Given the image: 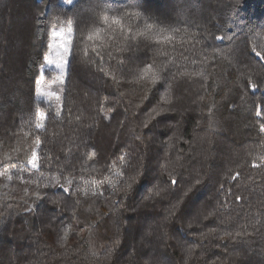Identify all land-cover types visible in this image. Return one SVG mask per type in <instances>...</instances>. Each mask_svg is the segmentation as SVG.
Instances as JSON below:
<instances>
[{"label":"trees","instance_id":"1","mask_svg":"<svg viewBox=\"0 0 264 264\" xmlns=\"http://www.w3.org/2000/svg\"><path fill=\"white\" fill-rule=\"evenodd\" d=\"M253 48L264 0H0V264H264Z\"/></svg>","mask_w":264,"mask_h":264},{"label":"rangeland","instance_id":"2","mask_svg":"<svg viewBox=\"0 0 264 264\" xmlns=\"http://www.w3.org/2000/svg\"><path fill=\"white\" fill-rule=\"evenodd\" d=\"M57 31L64 28H55ZM67 30V29H65ZM51 32V31H50ZM48 41V55L47 59L51 60L52 63L49 64L46 62L47 69L52 72V78L49 82H39V87L41 89V93H47L48 95L44 94H37L35 92V96L38 99H42L48 103H50L54 108L58 109L60 107V100L62 95V85L65 78L66 68L63 72L60 69L56 68V63L64 64L67 61L66 56L67 54L63 53V49L61 47L60 40H54L53 37L50 36ZM69 47V44H68ZM67 65V64H66ZM36 87V86H35ZM33 156L30 158L29 162L32 161ZM31 166L30 163H28ZM32 167V166H31Z\"/></svg>","mask_w":264,"mask_h":264},{"label":"snow or ice","instance_id":"3","mask_svg":"<svg viewBox=\"0 0 264 264\" xmlns=\"http://www.w3.org/2000/svg\"><path fill=\"white\" fill-rule=\"evenodd\" d=\"M103 20H104L105 23H108L109 21H111V23H112V24H115V25H119V24H121V20L118 19V18H116V17H111V18H110L109 16L104 15V16H103ZM152 27H153L152 25H147V28H148V29H151ZM71 32H72V27H71V25H69V27L67 28V30H65V29H60L59 31H57L56 29H52L51 32H50V36L53 37L54 40H56V39L60 40V42H61V47H62V49H63V53H64V54H68V53L70 52V49H69V47H68V44H69V39H70V34H71ZM90 38H91V37H90ZM164 39H171V37H164ZM252 51L255 53V55H256L258 58L264 60V50H262V51H256V49L253 48ZM45 59L47 60V62H48L49 64L52 63V61H51V60H48L47 57H46ZM66 64H67V61H65L64 64L56 63L55 66H56V68L60 69L61 72H63L64 69L66 68ZM149 67H150V66H149ZM41 71H42V69H41ZM156 79H158V76H155V75H154V76H153V82H154ZM249 87L252 88V89H256V88H257V85L254 84V83H250V84H249ZM35 92H36L38 95H39V94L48 95L47 93H41V89H40V87H39V81L36 82ZM262 110H264V108H262V107H258V108H257V111H256V116H257V117H260V116H261V114H262ZM36 115H37V117H38L39 120H43V119L45 118V113H43V112L37 111ZM57 115H59V112L57 113ZM36 127H37V129H39V128L42 127V125H41L40 123H37ZM259 127H260V131H261L262 133H264V123H261ZM36 144H37V147H39V145H40V140H39V138H37V140H36ZM32 155H33V159H32V161H30L29 163L31 164V166H32L33 168H36V167H37V164L35 163V161H36L37 153H36V152H33ZM254 166H255V165H254ZM68 183H71V181H69ZM172 183L175 184V181H172ZM57 185H59V181H55L54 184H53L52 186H57ZM46 186H47V185H46ZM127 188H128V189H131V188H132V184H128V185H127ZM64 191L67 192V191H68V188L65 187V188H64Z\"/></svg>","mask_w":264,"mask_h":264}]
</instances>
